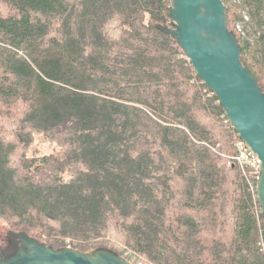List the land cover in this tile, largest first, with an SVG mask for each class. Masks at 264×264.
Listing matches in <instances>:
<instances>
[{
  "label": "trees",
  "instance_id": "obj_1",
  "mask_svg": "<svg viewBox=\"0 0 264 264\" xmlns=\"http://www.w3.org/2000/svg\"><path fill=\"white\" fill-rule=\"evenodd\" d=\"M223 2L241 61L264 90V0ZM170 4L0 0V218L9 229L54 247L105 246L135 264H264L252 169L228 163L236 131L176 39L156 27L171 26ZM35 133L57 153L27 156Z\"/></svg>",
  "mask_w": 264,
  "mask_h": 264
},
{
  "label": "water",
  "instance_id": "obj_2",
  "mask_svg": "<svg viewBox=\"0 0 264 264\" xmlns=\"http://www.w3.org/2000/svg\"><path fill=\"white\" fill-rule=\"evenodd\" d=\"M171 26L156 27L172 35L198 76L213 93L225 116L256 153L257 200L264 221V90L241 61L237 35L228 27L223 0H170ZM0 247V264H133L105 246L80 250L54 247L26 231L8 229Z\"/></svg>",
  "mask_w": 264,
  "mask_h": 264
},
{
  "label": "built area",
  "instance_id": "obj_3",
  "mask_svg": "<svg viewBox=\"0 0 264 264\" xmlns=\"http://www.w3.org/2000/svg\"><path fill=\"white\" fill-rule=\"evenodd\" d=\"M244 19H248V17L244 14ZM245 22V21H242ZM241 22V23H242ZM236 30L239 32V34H244V29L243 27L239 24L236 23ZM234 146L236 148V154L232 157H229L230 159L228 160V163L231 164L234 161H237L239 165L241 166L242 169L244 167L248 166L252 169L251 177L249 178V185L251 190L254 193V196L256 198L257 192H256V181L258 177V157L255 152H253L250 147L238 137L234 142ZM254 180V181H253ZM257 245L259 251L263 255L264 259V224L258 223V240H257ZM128 259V258H127ZM130 260V259H128ZM133 264L134 259L130 260ZM140 262H138L139 264Z\"/></svg>",
  "mask_w": 264,
  "mask_h": 264
},
{
  "label": "rangeland",
  "instance_id": "obj_4",
  "mask_svg": "<svg viewBox=\"0 0 264 264\" xmlns=\"http://www.w3.org/2000/svg\"><path fill=\"white\" fill-rule=\"evenodd\" d=\"M241 11L245 12L242 10V8H241ZM241 22L242 21L235 20V22H234L235 28H236V23H239L243 27L244 22H242V23ZM244 32H245V30H244ZM33 137H34L33 142L29 146V148L26 152L27 156L39 157V156H42V155L48 154V153H57V151L59 150L56 142L46 139L42 134L35 133L33 135ZM217 146H221L220 141L217 144ZM8 229L9 228H8L6 222L2 218H0V241L5 240L6 231Z\"/></svg>",
  "mask_w": 264,
  "mask_h": 264
},
{
  "label": "bare ground",
  "instance_id": "obj_5",
  "mask_svg": "<svg viewBox=\"0 0 264 264\" xmlns=\"http://www.w3.org/2000/svg\"><path fill=\"white\" fill-rule=\"evenodd\" d=\"M256 199H257V197H256ZM258 201V200H257ZM259 204V203H258Z\"/></svg>",
  "mask_w": 264,
  "mask_h": 264
},
{
  "label": "flooded vegetation",
  "instance_id": "obj_6",
  "mask_svg": "<svg viewBox=\"0 0 264 264\" xmlns=\"http://www.w3.org/2000/svg\"><path fill=\"white\" fill-rule=\"evenodd\" d=\"M6 245V244H5Z\"/></svg>",
  "mask_w": 264,
  "mask_h": 264
}]
</instances>
